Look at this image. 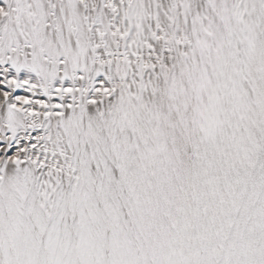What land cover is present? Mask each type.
Returning a JSON list of instances; mask_svg holds the SVG:
<instances>
[{"label":"snow or ice","instance_id":"snow-or-ice-1","mask_svg":"<svg viewBox=\"0 0 264 264\" xmlns=\"http://www.w3.org/2000/svg\"><path fill=\"white\" fill-rule=\"evenodd\" d=\"M0 264H264V0H0Z\"/></svg>","mask_w":264,"mask_h":264}]
</instances>
